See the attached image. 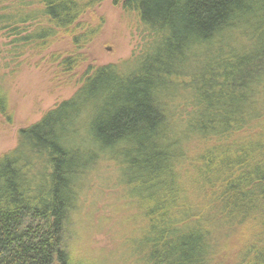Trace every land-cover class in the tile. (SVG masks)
Wrapping results in <instances>:
<instances>
[{
    "label": "trees",
    "instance_id": "1",
    "mask_svg": "<svg viewBox=\"0 0 264 264\" xmlns=\"http://www.w3.org/2000/svg\"><path fill=\"white\" fill-rule=\"evenodd\" d=\"M101 1L0 0V34L14 51L71 38L59 75ZM116 1L145 47L90 66L0 156V264H78L68 227L106 165L133 210L126 264H264V0Z\"/></svg>",
    "mask_w": 264,
    "mask_h": 264
},
{
    "label": "rangeland",
    "instance_id": "2",
    "mask_svg": "<svg viewBox=\"0 0 264 264\" xmlns=\"http://www.w3.org/2000/svg\"><path fill=\"white\" fill-rule=\"evenodd\" d=\"M93 31L89 43L76 53H85L77 66L57 74L56 58L71 54V38L55 39L48 48L13 50L12 36L0 34V84L8 102V116L0 114V156L13 150L19 130L41 120L46 112L71 97L90 66L120 63L139 55L148 33L134 12L123 3L102 0L86 13ZM114 169L106 165L95 175L78 202L68 227L67 243L80 264H126L132 245L133 210L121 187H116ZM129 231V232H128ZM82 260V261H81ZM131 261L129 262V264ZM128 264V263H127Z\"/></svg>",
    "mask_w": 264,
    "mask_h": 264
}]
</instances>
